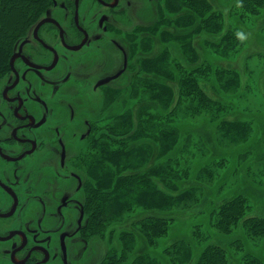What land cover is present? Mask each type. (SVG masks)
Wrapping results in <instances>:
<instances>
[{"label": "flooded vegetation", "instance_id": "obj_1", "mask_svg": "<svg viewBox=\"0 0 264 264\" xmlns=\"http://www.w3.org/2000/svg\"><path fill=\"white\" fill-rule=\"evenodd\" d=\"M47 1L0 67V264H84L92 146L110 135L99 131L105 92L119 81L124 129V116H139L140 84L151 81L140 64L151 61V42L180 31L170 0H154L152 13L153 0ZM103 252L94 264L104 263Z\"/></svg>", "mask_w": 264, "mask_h": 264}, {"label": "rangeland", "instance_id": "obj_2", "mask_svg": "<svg viewBox=\"0 0 264 264\" xmlns=\"http://www.w3.org/2000/svg\"><path fill=\"white\" fill-rule=\"evenodd\" d=\"M208 1L211 3L213 11L221 13L223 29L236 28L243 38V44L236 48L232 54L221 55L210 48L208 43H203L201 35H196L193 40L197 52L192 55L193 58L186 60L183 49H180L182 54H179L178 46V50L169 46L172 51H169V56L178 57L174 65L176 68H182V71L195 68L200 65L203 59H206L212 68L236 71L239 83L236 87L224 86L223 88L221 87L222 82H216L211 76L207 90L215 97L213 98L216 101L214 112L192 115L191 112L183 109L184 103L182 102L181 108L179 107L175 115L172 116L171 125L175 127L177 135L173 149L164 158H156V153L153 152L151 158L141 167L143 170L149 166L153 167L170 156L175 159L174 161L178 160V164L173 167L174 178L171 181L166 180L164 183H158V186L170 195H178L187 191L191 198L184 204L165 211H151V208L147 210L136 208L132 212L127 211L128 213H123L112 227L107 228L106 235L98 234L91 228L84 264H94L96 258L102 253L104 254L103 251L110 253L119 250L121 244L119 233L125 230H129L134 236L132 256L143 253L150 254L162 264H169V260L175 257L173 253L167 254L163 251L177 241L189 246L192 253V259L184 264H193L200 249V245L196 244L200 240L199 233L196 231H201V235L204 234L205 243L229 246L226 250L229 264H243V255L247 251L264 258V237L251 236L241 225L232 228L229 234L219 232L214 226L217 207L237 194H244L247 197V216L264 217V9L256 15L243 16L239 22V17L236 14L239 9L237 8L238 0ZM153 3L154 0L151 1V5L145 4L150 6L151 13L155 8ZM48 4L50 1H46V5ZM45 9H42L41 14ZM148 9L149 7H147ZM148 18V16L141 17L138 22L148 23L151 19ZM155 34L158 33L155 32ZM21 36V33L14 34L13 40L9 44V51L18 45ZM208 39L214 41L217 40V37L211 36ZM164 47L165 44L161 42H151L149 51L151 59L157 57ZM153 63H155L153 60H145L140 64L149 74ZM169 77L170 75L167 78ZM167 78L156 76L151 72L152 80L160 81L164 85L168 84L177 90L176 82ZM170 79L173 80V77L171 76ZM145 83L146 86H149L151 81L147 80ZM209 83L214 86L213 93ZM118 84L119 81L114 82L105 92L107 106L102 114H106L107 121L106 128L99 129L102 134L105 130L114 133V129H120L121 120L119 118L125 108H122L121 98L116 90ZM144 94V97L139 98V102H137L138 99L133 101L132 109L135 110L134 108L137 107L141 112L140 108L145 104L146 107L150 105L151 111L146 108L144 113H151L153 117L158 114L162 115L164 109L160 107L159 102L157 103L151 98V91ZM102 100L97 101L96 110ZM131 103L129 104L131 105ZM173 104L174 101L170 106L172 107ZM138 106L140 107L138 108ZM136 120L137 118H129L127 127L123 117L124 129H135L136 123L134 124V122ZM222 120L235 124L246 123L248 126L246 138L237 142L225 139L219 129V122ZM139 137L133 140V147L143 140L141 136ZM115 145L114 143L113 146ZM103 148L104 146L101 147L99 141L92 146L91 158L94 160H92L91 171L92 178L96 181L101 180L100 175L104 172V170L101 171L102 167L106 165L107 170L108 165L118 166L117 164H119L116 159L102 158L100 161L98 160V165L95 162L94 154L98 152V155L99 153L102 155ZM102 175L104 177V173ZM105 175L109 180L107 172ZM146 217L169 220L170 229L153 247L148 245L140 230L139 221ZM237 239L240 241L232 245V242Z\"/></svg>", "mask_w": 264, "mask_h": 264}, {"label": "trees", "instance_id": "obj_3", "mask_svg": "<svg viewBox=\"0 0 264 264\" xmlns=\"http://www.w3.org/2000/svg\"><path fill=\"white\" fill-rule=\"evenodd\" d=\"M46 1L0 0V67L4 63V57L9 51V44L14 34L22 33L25 25L46 7ZM169 2L170 12L176 16L172 23L180 31L175 35L168 32L161 34V39L166 44L159 55L151 59L155 62L151 67V72L165 79L170 75L167 79L176 82L177 90L168 84L165 86L160 81L152 79L151 83H148L149 86H146V81L141 83L145 92L150 93L151 91V98L159 102L160 107L164 109L162 115L158 114L153 117L151 113H144L146 108L140 109L137 123H134L135 129H114L115 132L109 133L110 137L106 139V142L100 144L101 147L104 146L103 154L98 155V152H95V162L98 165L102 158H113L119 163L118 166L108 165L107 170L106 165L102 167L104 177L101 172V180H95L96 189H92L90 205L93 213L90 225L98 234L106 235L107 228L112 227L117 219L127 211L132 212L136 208L165 211L180 206L191 198L187 191L178 195H170L158 186V183L171 181L174 178L173 167L178 164V160L174 161L175 159L170 156L153 167L149 166L144 170L141 167L147 163L153 152L156 153V158H164L173 149L177 135L175 127L171 125L172 116L175 115L182 102L184 103L183 109L191 112L192 115L214 112L216 101L213 98L215 97L207 90L211 76L216 82H222L221 87L223 88L224 86L236 87L239 83L236 71L212 68L206 59H203L195 68L182 71V68L178 67V71L174 65L176 59L169 56L167 48L169 44L178 46L179 54L180 49H183L186 60H190L197 52L193 40L196 35H201L203 43H208L210 48L221 55L232 54L243 44V38L236 28L223 29L221 13L213 11L208 0H170ZM183 8L186 9H184L186 13L180 14ZM237 8L241 12L238 10L236 12L239 17L238 21L241 22L243 16L256 15L261 12L264 9V0H238ZM157 29L158 26L155 27L156 33H158ZM211 36L217 37V40L210 41L208 37ZM171 76L173 80L170 79ZM213 87L211 83L212 93ZM173 101L174 104L171 107L170 104ZM124 118L127 126L128 119L131 117L126 115ZM219 129L221 135L232 142L244 140L248 132V126L244 122L235 124L222 120L219 122ZM117 136H122V141ZM139 136L143 140L133 147V140L138 139ZM114 143L116 147L113 146ZM106 172L109 180L106 179ZM247 208L246 195L237 194L217 207L214 226L219 232L229 234L232 228L241 225L251 236L264 237V217L247 216ZM139 223L141 233L151 247L156 245L170 229L169 220L165 218L146 217ZM196 232L200 237V240L196 242L200 245V249L193 264H229L226 251L229 246L205 243L204 234L201 235V231ZM119 234L121 242L119 250L106 252L103 264H162L150 254L132 256L134 245L132 232L125 230ZM239 241V239L233 241L232 245ZM163 252L174 254L175 257L169 260V264H184L192 259L189 246L181 241L168 246ZM243 258V264H264L262 256L259 257L250 251L244 252Z\"/></svg>", "mask_w": 264, "mask_h": 264}, {"label": "water", "instance_id": "obj_4", "mask_svg": "<svg viewBox=\"0 0 264 264\" xmlns=\"http://www.w3.org/2000/svg\"><path fill=\"white\" fill-rule=\"evenodd\" d=\"M43 21H44V20H43ZM43 21H41V22L39 23V25H40ZM39 25H38V26H39ZM38 26H37V28H38Z\"/></svg>", "mask_w": 264, "mask_h": 264}]
</instances>
